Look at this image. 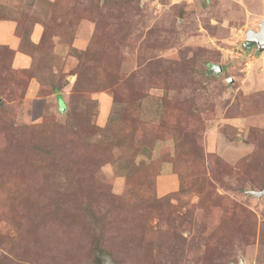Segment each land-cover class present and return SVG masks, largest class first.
I'll return each instance as SVG.
<instances>
[{"label": "rangeland", "instance_id": "obj_1", "mask_svg": "<svg viewBox=\"0 0 264 264\" xmlns=\"http://www.w3.org/2000/svg\"><path fill=\"white\" fill-rule=\"evenodd\" d=\"M263 18L0 0V264H264Z\"/></svg>", "mask_w": 264, "mask_h": 264}, {"label": "water", "instance_id": "obj_2", "mask_svg": "<svg viewBox=\"0 0 264 264\" xmlns=\"http://www.w3.org/2000/svg\"><path fill=\"white\" fill-rule=\"evenodd\" d=\"M245 44H256L257 48L259 51H263L264 50V18L262 19V22L260 24V30L259 31H255L253 29L247 31V36H246V41ZM215 70L217 72L221 71V67L220 66H215L214 67ZM232 80V79H230ZM1 100V98H0ZM247 193L251 194V195H256L259 197L264 196V188L261 190H247ZM239 264H245L244 260L241 259Z\"/></svg>", "mask_w": 264, "mask_h": 264}, {"label": "crops", "instance_id": "obj_3", "mask_svg": "<svg viewBox=\"0 0 264 264\" xmlns=\"http://www.w3.org/2000/svg\"><path fill=\"white\" fill-rule=\"evenodd\" d=\"M1 25V22H0ZM7 35L3 34L2 28L0 27V43L8 44L10 47L17 49L20 40L15 34H9L10 28L7 29ZM14 67H28L30 64V59L21 51H16L14 61Z\"/></svg>", "mask_w": 264, "mask_h": 264}, {"label": "trees", "instance_id": "obj_4", "mask_svg": "<svg viewBox=\"0 0 264 264\" xmlns=\"http://www.w3.org/2000/svg\"><path fill=\"white\" fill-rule=\"evenodd\" d=\"M9 49V48H8ZM6 53H7V51H6ZM59 101L61 102V96L59 97ZM62 103V102H61ZM62 108V107H61ZM179 174V177L182 179L183 178V175H182V173H178ZM96 262L98 263V262H100V260L97 258L96 259Z\"/></svg>", "mask_w": 264, "mask_h": 264}]
</instances>
